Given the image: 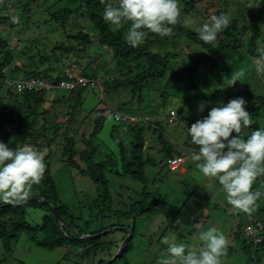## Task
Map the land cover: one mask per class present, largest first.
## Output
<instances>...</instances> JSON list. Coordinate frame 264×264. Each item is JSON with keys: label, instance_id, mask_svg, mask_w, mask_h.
<instances>
[{"label": "rangeland", "instance_id": "obj_1", "mask_svg": "<svg viewBox=\"0 0 264 264\" xmlns=\"http://www.w3.org/2000/svg\"><path fill=\"white\" fill-rule=\"evenodd\" d=\"M13 1L17 2V5L12 4ZM206 1L211 2V0ZM27 2H31L29 13L23 11V7ZM3 4H5V10L9 14L12 13L10 15H12L14 20L17 21L18 18L17 25L14 28L0 26L1 33L7 34L12 47L15 46L12 42L18 39V56L13 63V66L19 65V69L15 72L18 74V78H24L27 72L32 70L46 73L50 78H56L67 69H72L71 72L76 69L87 76L99 75L103 80L102 91L89 88L83 91L81 112L77 115L76 121V127L77 130H80V133L84 132L88 126L94 125L95 116L90 111L95 108L104 107L111 111L122 109L135 117L136 115L132 113L139 114L145 119L149 117V121L151 120L150 123L152 124L160 122V129L157 133L165 139L166 143H169V146H174L178 150L182 149V156L187 159L186 169L181 171L183 174L162 169L161 166L166 162V159L164 154L159 151V136H155L153 132H147L146 152L158 157L159 163L160 160L162 162L157 167L158 175H154L153 178L155 184H149L150 187L143 191V183L132 180L128 177L129 175L124 176V174L115 173L117 175L115 176L113 172L112 176L111 174L109 175V186L113 195L112 202L116 209L120 208L122 210V208H126L124 207V202L130 204L134 198H140L141 195H145L149 201L162 198L159 205L155 206V210L137 216L136 222L122 219L120 222L123 225H116L105 230L113 229L101 239L105 248L102 247L98 250L96 257L92 255L86 257V248L69 244L48 250L43 246L37 245L30 238L29 233L24 232L15 243L11 253H5L0 242V257L5 259L4 264H22V261L25 264H93V262L99 264V260L102 259L104 262L101 264H105L118 254L126 241V250L117 256L111 264H156L161 254L166 251L167 246L161 243L165 237L171 238L175 235L177 243H184L191 249L198 251L202 242L199 240L200 229L197 223L203 221L205 217L207 221L203 222L204 230L209 227H215L225 234L228 239L227 255L222 257L223 264H264V250L247 252L243 249V240L245 239L243 230L249 218L264 221V195L257 200L250 213H245L233 207L227 202L226 193L219 182L202 175L196 167V162L191 160V155L195 150L190 151L188 146L185 145L188 141L192 143L188 127L197 120L206 117L212 107L219 106L221 102L227 104L229 101L227 96L218 98L215 100L216 102H210L211 105L206 106V104L200 102H187V96L192 93L184 89L186 86L181 89L179 86L173 85L166 90L163 88L164 91L170 94L164 103L163 97L160 95V89L157 91L155 86H151L143 93L141 104L137 100L132 101L133 97L129 89L112 88L110 91L108 88V84L114 82V79L120 76L119 69H117V61L113 58L112 52L108 48L98 49L96 44H92L84 51L82 50L83 45L79 40L68 38L69 35L84 30L86 33L94 34L98 40L99 32L89 23L86 15H83L86 14L84 11L69 15L65 18L66 20H63V24H52L46 23L52 20L50 14L55 10V8L50 7V1L0 0V8H2ZM246 4L249 8L248 10L258 13L263 9L264 0H249ZM77 6L78 4H74L73 8ZM15 13H18V15L16 16ZM192 13L195 14V12ZM190 21L192 28L196 30L207 22L200 15ZM129 26L125 24L119 29H122L124 34H126ZM260 30L261 37L259 38L258 49H263L264 10L261 14ZM251 32V30L247 31L241 52L247 53V57L253 60V55L250 54L247 46ZM216 40L218 41V37ZM58 43H63L65 46L75 45L79 47V50L71 52L57 51L56 56H53L52 49ZM150 49L161 54L168 51L178 54L172 67L173 70L184 65L191 53L194 56H198V47L194 42H188L186 39L179 40L174 36L160 37L154 33L150 35ZM42 56H48L50 61L43 59ZM59 58L60 61H58ZM235 58L237 57L228 58L227 62H224L226 66L230 65L231 67L233 65L229 74L219 79L217 76L222 75V72L215 68L219 66L213 67L209 65L213 75L199 79L194 83V86H201L207 81L209 86L205 88L199 87V91L208 90L211 92L217 86L239 89L248 85L255 93L264 94V72L258 73L253 62L250 63L247 58L240 59L239 61H243L240 63ZM239 69L247 72L245 76L240 78L243 82L237 81L234 86H228L225 81L231 77L233 72H238ZM138 71V66L134 67V70L131 68L129 75L134 76ZM44 80L54 81L49 78ZM183 80L179 82L182 83ZM56 94L58 96L65 95L66 98H70L71 104L74 103V99L70 97L69 92L66 90L58 89ZM57 95L55 96L57 97ZM201 104L205 105L203 111H200ZM49 106L47 103V107ZM65 110H69V108L66 107ZM86 114L88 116L84 117ZM104 122L99 134L101 139L105 140L107 144L110 143L109 141H114L110 136V131L115 125V134L125 141L126 144L130 142L132 137L129 133L130 129H125L126 125H118L113 119L111 112ZM260 127H264V111L258 119H252V125L248 129L242 130L241 135L247 138L252 131ZM235 135L236 133H233V136ZM29 145L37 148L33 143ZM107 146L110 147L109 145ZM46 149V155L50 153L51 174L56 182L58 196L76 217V224L83 231L87 229V223L93 222L92 225L97 226L95 222L99 210L97 205L91 204L98 194L97 184L89 175L82 173L76 167L62 160L61 146L52 143L49 149ZM108 153H110L108 148L101 147L98 154L102 156H97L95 160L105 158ZM189 163H192L191 169H188L187 165ZM147 172L148 174L151 173V166L147 167ZM252 190L264 193V176L257 178ZM36 194H38V191L32 188L30 196ZM43 213L39 208L30 207L28 208L27 220L32 224H40ZM177 220L182 223L177 225ZM109 222L110 220L104 221L105 224ZM133 227H135L134 237H132ZM239 231L241 232L240 234ZM37 236L40 237V234Z\"/></svg>", "mask_w": 264, "mask_h": 264}, {"label": "trees", "instance_id": "obj_2", "mask_svg": "<svg viewBox=\"0 0 264 264\" xmlns=\"http://www.w3.org/2000/svg\"><path fill=\"white\" fill-rule=\"evenodd\" d=\"M48 1H50V7L55 8V10L50 14L52 20L46 23L63 24V20H66L65 18L73 13L78 14L82 11L86 13L83 15H86L89 23L99 32L98 40L94 34L86 33L84 30L71 34L68 38L79 40L84 51L89 45L96 44L98 49L108 48L112 52L113 58L117 61L120 76L115 78L114 82L108 84L110 91L112 88H127L132 94V101L137 100L141 104L145 90L155 86L157 91L160 89V95L165 103L170 94L164 91L163 88L166 90L173 85H177L183 89V86H186L184 89L192 93L187 96V102H200L209 106L211 105L210 102L214 103L213 101L224 96H227L229 101L243 97L246 101L245 108L250 112L251 119H258L264 111V94L255 93L248 85L239 89L217 86L211 92L208 90L199 91V87L209 86L207 81L201 86H194V83L199 79L213 75L209 65L219 66L215 68L222 72V75L217 76L220 79L232 70L233 65L231 67L230 65H224L228 58L237 57L235 60L238 59V61L247 58L250 63L253 62L252 58L247 57V53L241 51L245 43L246 33L251 30L252 32L247 41L248 51L253 57L258 55V42L261 37V14L264 6L261 9L262 11L255 13L253 10H248L246 3L249 0H211V2L206 0H179L182 6L181 22L174 26V35L172 36L177 37L179 40L186 39L188 42H194L198 47V56L191 53L184 65L173 70L172 67L178 54L169 51L164 54L151 51L150 35L152 33L148 34L142 45L136 48L131 47L126 42L122 29L114 30L103 19L106 4L101 3V0ZM12 4L17 5V2L13 1ZM74 4H78V6L73 8ZM30 9L31 2H27L23 7V11L29 13ZM192 12H195V14ZM221 13L231 17L229 27L218 34V41L203 42L199 38L198 31L192 28L190 20H194L200 15L208 21L211 15ZM10 14L5 10V4H3L0 8V26L14 28L17 25V22H14L16 20ZM15 15L17 16L18 13H15ZM184 19L189 21L188 27L183 26ZM1 32L2 30L0 31V141L9 144L13 148L31 143L39 150L49 149L52 143L61 146L62 160L76 167L82 173L89 175L97 184L98 194L91 204L97 205L99 210L97 215L95 214L97 218L95 224L97 226H93V222H90L87 223L88 227L85 231L79 228L76 224V217L58 196L56 182L51 174L49 153L45 156L46 171L44 177L40 184L33 186L38 194L31 195L26 202L20 204L0 203V242L3 251L11 253L21 234L26 232L29 233L30 238L37 245L48 250L69 244L86 248V257L89 255L96 257L98 250L103 247L101 239L109 234L108 232L103 234L102 231L116 225H123L120 222L122 219L136 222L137 216L155 210V206L159 205L162 200L160 198L159 200L149 201L145 195H141L140 198H134L130 204L124 202L126 208L116 209L112 202L113 195L109 186V175L112 176L113 172L119 175L124 174V176L129 175L128 177L132 180L143 183V191L150 187L149 184H155L153 178L154 175H158L157 167L162 162L160 160L159 163L158 157L146 152L147 132H153L155 136H159V151L164 154L166 159V162L161 166L162 169L171 171L167 165V160L175 155H183V150L169 146V143H166L165 139L157 133L160 129V122L152 124L149 117L144 121L136 122V124H133L130 119L126 122L117 121L113 116L114 111H123L122 109L111 111L104 107L95 108L90 111L95 116L94 125L88 126L84 132L80 133V130H77L76 121L77 115L81 112L85 87L66 90L69 92L70 97L74 99L72 104L70 98H66L65 95L58 96L56 94L58 89L56 88L40 91H19L10 88L6 85V79L8 77L18 78V74L15 72L19 69V65L13 66V63L17 60L19 45L17 42L15 47H12L7 34ZM74 50H79V47L75 45L65 46L63 43L56 44L52 49L53 56H56L57 51L71 52ZM42 58L50 61L48 56H42ZM58 61H60V58ZM136 66L139 67V71L134 76L129 75L131 68L134 70ZM240 69L238 72H241ZM208 72L210 73L208 74ZM243 72L245 76L247 72ZM31 76L59 81L64 76V72L56 78H50L46 73L32 70L27 72L24 78ZM182 79H184L182 83L179 82ZM47 103L50 105L49 107H47ZM66 107L69 110H65ZM110 112L118 125H126L125 129H130L129 133L132 137L128 144L115 134L116 125L110 131V136L114 141H109L110 143L107 144L105 140L101 139L99 133ZM123 112L130 115L125 111ZM132 114L140 116L136 113ZM87 116L86 114L84 117ZM185 145L188 146L190 151H198V146L189 143V141ZM101 147L108 148L110 153L106 154L105 158L95 160L97 156H102L98 154ZM148 166H151L150 174L147 172ZM187 166L188 169H191L192 163ZM171 172L181 173L178 171ZM116 174L115 176H117ZM216 181L218 182V180ZM52 206H54L56 212L52 210ZM30 207L39 208L44 212L40 224H32L27 220L28 208ZM93 208L97 209L96 207ZM59 215L67 221V224H61ZM105 220H110V222L105 224ZM134 231L135 227L132 228V237L135 236ZM38 234H40V237L37 236ZM93 234L99 235L94 236ZM243 242L245 244L243 247L247 252L264 250V232L262 242L256 245L246 237ZM4 260L0 257V264H4ZM102 260H99V264L104 262ZM22 264L25 263L22 261ZM93 264H96V262H93Z\"/></svg>", "mask_w": 264, "mask_h": 264}, {"label": "clouds", "instance_id": "obj_3", "mask_svg": "<svg viewBox=\"0 0 264 264\" xmlns=\"http://www.w3.org/2000/svg\"><path fill=\"white\" fill-rule=\"evenodd\" d=\"M101 3L106 4L103 19L114 29L130 25L125 40L133 48L142 45L149 33L171 37L174 26L181 22L179 0H101ZM14 22H18V18ZM230 23L231 17L225 13L211 15L197 29L199 38L212 43ZM183 26H189L187 19L183 20ZM257 51L253 64L258 73L264 72V49ZM243 76V71L233 72L225 82L234 86ZM245 105L243 97L234 98L227 104L221 102L212 107L206 117L191 124L188 132L192 143L198 146L191 160L196 162L199 171L205 177L218 180L230 205L250 213L264 195L252 190L257 178L264 176V127L252 131L247 138L241 135L242 130L252 125ZM204 107L201 104L200 111ZM46 152L47 149L38 150L29 144L13 148L0 141V202L20 204L29 199L33 186L40 184L44 177ZM181 223L176 221L177 225ZM197 226L202 242L198 251L177 243L175 235L165 237L161 243L167 248L156 264H223L222 257L227 255L228 249L225 234L215 227L204 230L202 221Z\"/></svg>", "mask_w": 264, "mask_h": 264}, {"label": "built area", "instance_id": "obj_4", "mask_svg": "<svg viewBox=\"0 0 264 264\" xmlns=\"http://www.w3.org/2000/svg\"><path fill=\"white\" fill-rule=\"evenodd\" d=\"M18 41V40H17ZM15 40L12 42L17 44ZM12 45V44H11ZM15 47V46H14ZM6 69V68H5ZM67 69L64 76L59 81H48L36 77L28 78H12L6 79V85L10 88L25 91V90H52L64 89L73 90L77 87H85L86 89H98L102 91L103 81L100 76H87L82 71H72ZM114 117L117 121L126 122L130 119L132 123L141 122L146 120L140 116L126 115L123 111H114ZM186 157L182 155H175L167 160V165L171 171H184L186 169ZM264 222L261 220L252 219L244 228V235L247 239L253 241L256 245L263 240Z\"/></svg>", "mask_w": 264, "mask_h": 264}, {"label": "water", "instance_id": "obj_5", "mask_svg": "<svg viewBox=\"0 0 264 264\" xmlns=\"http://www.w3.org/2000/svg\"><path fill=\"white\" fill-rule=\"evenodd\" d=\"M52 210H53L54 212H56L54 206H52ZM59 219H60V222H61L62 225L67 224V221H65V220L63 219L62 216L59 215ZM106 230H107V229H106ZM111 230H113V229H111ZM111 230H108V231H105V230H104V232L102 231V233L105 234V233H107V232H109V231H111ZM86 236H87V235H86ZM94 236H98V235H94ZM126 246H127V241L123 244V246H122L121 249L119 250L118 254H117L113 259H111V260H109L108 262H106L105 264H111V262L114 261V260L117 258V256H119L121 253H123V251L125 250Z\"/></svg>", "mask_w": 264, "mask_h": 264}, {"label": "crops", "instance_id": "obj_6", "mask_svg": "<svg viewBox=\"0 0 264 264\" xmlns=\"http://www.w3.org/2000/svg\"><path fill=\"white\" fill-rule=\"evenodd\" d=\"M250 220H252V219L249 218V221H250ZM206 221H207V218L205 217V219H204L202 222H206ZM249 221H248V222H249ZM244 245H245V244H243V246H244ZM243 249H244V247H243Z\"/></svg>", "mask_w": 264, "mask_h": 264}]
</instances>
